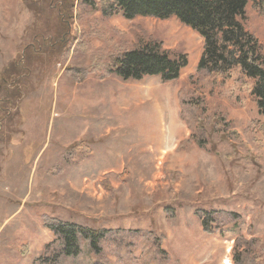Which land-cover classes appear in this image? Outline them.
I'll return each instance as SVG.
<instances>
[{"label":"rangeland","instance_id":"obj_1","mask_svg":"<svg viewBox=\"0 0 264 264\" xmlns=\"http://www.w3.org/2000/svg\"><path fill=\"white\" fill-rule=\"evenodd\" d=\"M57 3L34 14L0 0V264H259L264 116L253 80L239 66L199 69L202 39L176 18L106 17L75 0L64 26ZM245 12L264 45V14ZM149 41L187 55L177 80L104 76ZM78 68L89 71L80 82ZM79 142L91 153L71 162ZM52 220L104 234L92 246L77 231L66 255Z\"/></svg>","mask_w":264,"mask_h":264},{"label":"trees","instance_id":"obj_2","mask_svg":"<svg viewBox=\"0 0 264 264\" xmlns=\"http://www.w3.org/2000/svg\"><path fill=\"white\" fill-rule=\"evenodd\" d=\"M23 1L27 9L34 14H39L40 11L43 13L44 4L52 8L53 3L58 2V16L64 26H68L73 17L75 0H53L52 4L50 3L52 0ZM82 1L93 10H100L106 17L120 14L125 19L138 16L157 19L176 18L202 39L198 68L205 69L210 74L226 75L234 67L239 66L244 75L253 80L251 95L259 113L264 116V45L245 27L246 6L251 3L261 14H264V0ZM66 41L63 38L62 45L65 46ZM187 64L186 54L171 56L158 42H141L138 47L113 57L107 65L104 76L116 75L124 80H141L147 76H158L163 82L175 81ZM75 71L79 72V75H75L74 72L70 75L79 82L89 74L85 68ZM260 131L264 134V123L260 126ZM75 150L79 154L78 157L74 154L72 156ZM90 153V149L83 142L71 145L65 151L66 158L68 157L71 162L83 160ZM202 219H204L202 221L204 229L207 230L208 218ZM46 227L55 234L61 233L64 236L66 255L74 253L77 231L89 237L92 246L104 234L103 230H91L59 220L47 222ZM255 260L259 264H264V259L261 257H255Z\"/></svg>","mask_w":264,"mask_h":264}]
</instances>
